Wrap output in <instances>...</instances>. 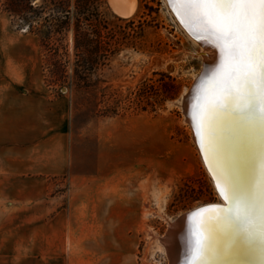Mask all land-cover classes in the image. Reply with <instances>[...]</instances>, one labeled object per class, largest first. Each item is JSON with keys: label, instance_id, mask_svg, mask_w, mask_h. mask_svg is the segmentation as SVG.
Here are the masks:
<instances>
[{"label": "rangeland", "instance_id": "rangeland-1", "mask_svg": "<svg viewBox=\"0 0 264 264\" xmlns=\"http://www.w3.org/2000/svg\"><path fill=\"white\" fill-rule=\"evenodd\" d=\"M103 11L126 34V44L98 72L99 88L105 94L102 103H97L99 91L94 100L86 91L48 85L40 36L17 28L1 10L0 82L12 84L18 98L15 104L26 103L30 123L40 119L47 136L59 128L57 115L67 113L64 133L69 170L46 178L47 206L67 207L70 174H95L101 164L104 174L100 193L109 199L108 204L117 199L125 202L126 230L77 235L65 232L56 248H47L45 253H39L36 234L32 233L34 237L28 243L16 242L12 247L7 237L20 221L15 211L23 207L0 198V264H40L39 255L120 256L128 264H170L159 241L178 216L220 201L183 110V95L202 69L205 53L198 52L164 0H138L137 12L129 18L115 14L108 0ZM124 19L132 20V24ZM169 80L178 86L174 98L158 102L161 97L151 95L154 106L143 104L145 109L136 103L143 82L162 94V85ZM115 102L117 115L96 113V106H115ZM34 142L31 137L30 143Z\"/></svg>", "mask_w": 264, "mask_h": 264}, {"label": "snow or ice", "instance_id": "snow-or-ice-1", "mask_svg": "<svg viewBox=\"0 0 264 264\" xmlns=\"http://www.w3.org/2000/svg\"><path fill=\"white\" fill-rule=\"evenodd\" d=\"M197 40L219 50V60L198 78L193 120L218 194L227 206L211 205L191 214L181 264H228L255 245L264 264V0H168ZM240 142L234 172L232 138ZM255 140L258 175L250 186Z\"/></svg>", "mask_w": 264, "mask_h": 264}, {"label": "crops", "instance_id": "crops-1", "mask_svg": "<svg viewBox=\"0 0 264 264\" xmlns=\"http://www.w3.org/2000/svg\"><path fill=\"white\" fill-rule=\"evenodd\" d=\"M15 99L18 100L14 97L12 84L0 82V198L9 205L23 207L15 209L14 216L20 221L7 241L12 242V247L16 242L28 243L34 237L30 234L35 233L39 253H45L47 248H56L65 232L76 235L125 232V202L117 199L108 204L109 199L100 193L104 174L101 164H98L95 174H70L67 207L57 209L47 206L46 178L63 175L69 170L64 133L67 113L61 111L57 115L59 128L47 136L40 119L36 124L30 123L28 105L21 103L17 106ZM65 105L67 109L66 101ZM31 137L35 139L32 144ZM37 259L40 264H128L126 258L120 256L39 255Z\"/></svg>", "mask_w": 264, "mask_h": 264}, {"label": "trees", "instance_id": "trees-1", "mask_svg": "<svg viewBox=\"0 0 264 264\" xmlns=\"http://www.w3.org/2000/svg\"><path fill=\"white\" fill-rule=\"evenodd\" d=\"M104 4L105 0H0V10L12 18L17 28L40 36L45 57L44 80L48 85L86 91L94 100L99 91V104L105 94L99 88L98 72L126 44V34L106 17ZM123 21L132 24L130 19ZM152 87L145 81L138 89L136 103L142 109H145L143 104L154 106L151 95L161 97L158 102H162L174 98L178 91L172 80L163 83L162 94L153 92ZM115 103V106H96V113L117 115Z\"/></svg>", "mask_w": 264, "mask_h": 264}, {"label": "bare ground", "instance_id": "bare-ground-1", "mask_svg": "<svg viewBox=\"0 0 264 264\" xmlns=\"http://www.w3.org/2000/svg\"><path fill=\"white\" fill-rule=\"evenodd\" d=\"M164 1L168 7L170 5L168 3V0H164ZM108 3H109V6L111 7L112 11L115 14H117L120 17H124V18H129V17L133 16L137 12V9H138V0H108ZM170 7L172 8L173 11L170 10L169 8H168V10L170 11L172 17H174L176 21H177V19L181 21V17L177 15V12H176V10H174V7L172 5H170ZM179 26L182 28V26L180 24H179ZM187 35L193 41L194 45L197 46L198 52L202 55H204V53H205V55L203 56L204 57L203 66L209 65V68H211L213 63L218 62L219 50L217 48H215L210 43H204L203 41L197 40L195 38V36H193V35L191 36V34L190 35L187 34ZM200 72H201V70H200ZM200 72H199V74H200ZM203 73H204V71H203ZM199 74H197V76H195V80L199 76ZM198 84H199V82H198ZM198 84H197V86H198ZM196 90H197V93H196V96L194 97V100L192 101L193 103L190 101L186 105H184V103H183L185 120L189 124V127L191 129L192 139L194 141L195 146L198 148V152H199V155L201 156L202 162H203L208 174L210 175V177L213 181V184H214V186L218 192L213 172L210 170L209 163L204 158V153L201 150L200 141L196 135V129L194 127L195 121L193 120V114L195 113L196 105H197L198 98L200 95L199 87H197ZM187 94H188V92H186L183 95V100ZM249 143H250V148H251V154L253 157V163H252V166L250 167L249 172H248V182H249V185L251 186L257 178L258 170H257L255 160H254V157H255V140H251ZM230 157H231L232 164H233V170H234V172H236L239 169V162H240V142H239L238 138H236V137H233L232 141H231ZM227 203L228 202L226 200H224V199H222V197H220L219 202L210 203V204H206V205H220V206L226 205L227 206ZM202 206H205V205H201L199 207H202ZM196 208H198V207H195L194 209H196ZM189 211L181 213L178 216V218L181 217L182 215L188 213ZM192 226H193V221L191 223H188L184 220L180 224L173 223L171 225L170 229L168 230L167 235L159 241V243L165 249V252L168 256L170 264H174V262H173L174 259H172L173 257L169 256L170 248L173 245H175L177 247L176 256H180V257H181V255L183 256L185 254L184 237L188 233L189 229ZM174 231H176V232L174 233ZM228 264H261L260 252L255 245H252L250 247L242 249L237 254L230 256L228 258Z\"/></svg>", "mask_w": 264, "mask_h": 264}, {"label": "water", "instance_id": "water-1", "mask_svg": "<svg viewBox=\"0 0 264 264\" xmlns=\"http://www.w3.org/2000/svg\"><path fill=\"white\" fill-rule=\"evenodd\" d=\"M168 8L170 9V10H172V8L170 7V5L168 6ZM173 11V10H172ZM177 22L182 26V28H183V30H184V32H186L187 34H189L190 35V33H189V31H188V29H186L185 28V26H184V24H182L181 23V21L180 20H178L177 19ZM192 36V35H191ZM194 38V37H193ZM207 69H209V65H207V66H203V68L201 69V72H200V74H199V76L196 78V80L193 82V84L191 85V87H190V89H189V91H188V94L185 96V98H184V100H183V103H184V105H186L189 101L190 102H192L193 100H194V97L196 96V93H197V90L196 91H194L193 90V88H194V85H197L198 84V82H199V80H198V78L201 76V74L203 73V71L205 72ZM64 91H65V89H63ZM193 103V102H192ZM191 103V104H192ZM208 206H211V205H205V206H202V207H198V208H196V209H193V210H190L188 213H186V214H184V215H182L181 217H179V218H177V220H176V224H180L182 221H186V222H188V223H191L192 221H193V219H194V217L191 215V214H193V213H195L197 210H199V209H201V208H207ZM223 206H226V205H223ZM176 231H174V233H175ZM173 233V234H174ZM176 251H177V247L175 246V245H173L171 248H170V252H169V256L171 257H173L172 259H174L173 260V262H174V264H181V262L184 260V258H185V254L182 256L181 255V257L180 256H176Z\"/></svg>", "mask_w": 264, "mask_h": 264}]
</instances>
